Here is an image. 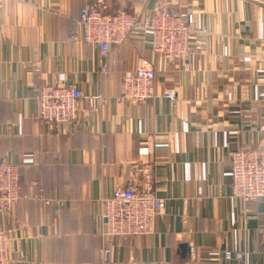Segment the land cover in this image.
<instances>
[{"label": "crops", "instance_id": "crops-1", "mask_svg": "<svg viewBox=\"0 0 264 264\" xmlns=\"http://www.w3.org/2000/svg\"><path fill=\"white\" fill-rule=\"evenodd\" d=\"M125 1L141 17L164 6L194 13L211 33L205 50L191 45L188 61L169 62L135 30L101 59L80 39L84 0L0 9V158L18 166L22 196L0 215L11 264H104L105 243L110 264H264V200L235 199L230 174L234 150L264 148V0ZM109 2L118 9L120 0ZM144 65L156 71L152 98L121 101L123 76ZM39 83H73L101 100L80 101L73 125L36 126ZM148 173L165 201L154 233L107 242L100 199L132 176L143 186ZM41 190L64 205H46Z\"/></svg>", "mask_w": 264, "mask_h": 264}, {"label": "built area", "instance_id": "built-area-1", "mask_svg": "<svg viewBox=\"0 0 264 264\" xmlns=\"http://www.w3.org/2000/svg\"><path fill=\"white\" fill-rule=\"evenodd\" d=\"M6 0H0V9ZM125 0L118 9L112 10L109 0H84L80 13L81 41L98 49L102 58L107 57L112 46L123 44L135 30H143L151 36L150 47L154 53L165 56L169 62L188 61L191 45L195 51H204L210 31L200 27L194 13L182 12L173 6L157 8L152 16L141 17L129 11ZM188 69V64L185 66ZM108 66L102 71L107 72ZM36 73L41 72L34 66ZM156 71L150 65L136 68L123 76L121 101L140 105L153 96ZM39 103L34 125L58 126L77 123L78 104L84 99L101 100L87 96L76 84L39 83L36 86ZM165 97L176 102V94L169 90ZM77 125V124H76ZM230 174L233 197L244 205L264 200V148L236 149L230 155ZM157 179L153 173L145 176L143 186L130 177L126 187L117 188L110 196L100 199V235L107 242L127 236L151 235L155 231L157 217L165 209V201L157 194ZM21 177L19 168L0 158V215L11 213L21 200ZM37 199L46 205L63 206L58 200L45 199L42 190ZM10 235L0 222V264H11ZM195 254L196 249L190 248ZM104 264L111 263L112 246L105 243L101 251ZM226 260L242 261V252L225 250Z\"/></svg>", "mask_w": 264, "mask_h": 264}, {"label": "water", "instance_id": "water-1", "mask_svg": "<svg viewBox=\"0 0 264 264\" xmlns=\"http://www.w3.org/2000/svg\"><path fill=\"white\" fill-rule=\"evenodd\" d=\"M181 248H182L184 251H187V252L191 253V252H190V247H188V245L184 244V245L181 246Z\"/></svg>", "mask_w": 264, "mask_h": 264}]
</instances>
